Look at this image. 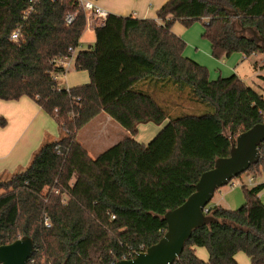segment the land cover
<instances>
[{
	"label": "trees",
	"instance_id": "16d2710c",
	"mask_svg": "<svg viewBox=\"0 0 264 264\" xmlns=\"http://www.w3.org/2000/svg\"><path fill=\"white\" fill-rule=\"evenodd\" d=\"M30 1L0 0V100H34L56 121L60 137L47 139L26 167L0 174V246L31 237L27 264L132 259L163 238L165 214L194 193L218 158L229 156L231 138L264 123V90L236 74L211 80L206 66L184 55L187 43L173 33L174 24L205 21L202 36L213 58L248 59L263 54L243 28L264 37V0H170L158 19L110 13L95 28V43L75 59L90 83L73 88L62 85L67 70L58 61L80 49L88 14L79 0ZM68 15H75L71 25ZM18 28L21 38L13 42ZM101 114L127 137L93 159L78 135ZM7 123L0 116V126ZM149 123L164 126L148 144L138 142L139 126ZM245 174L264 180V143ZM263 190L264 183L243 186L245 202L236 210L209 204L220 222L194 231L174 264H239L241 252L251 264H264Z\"/></svg>",
	"mask_w": 264,
	"mask_h": 264
},
{
	"label": "crops",
	"instance_id": "0c3cea01",
	"mask_svg": "<svg viewBox=\"0 0 264 264\" xmlns=\"http://www.w3.org/2000/svg\"><path fill=\"white\" fill-rule=\"evenodd\" d=\"M95 1V4L103 8L108 14L112 13L125 17L133 16L138 19H158V11L170 0ZM172 31L174 34L184 39V41L187 43L184 55H188L187 57L192 58L201 64V61L204 60L201 58L198 50L196 49V52H193V45H196V43L189 40L190 33L193 31V27L188 29L182 26L180 22H176L172 28ZM87 33L94 35V41H91L90 39L88 40L87 44H83L82 41L85 39V35ZM202 34L203 33H201V36ZM200 42H203V40ZM94 43L95 28L87 29L82 37L80 48H90ZM241 58L242 60H247L243 55ZM205 63H209L211 65L214 64L211 60H207ZM229 70L230 72L233 71L231 69ZM219 73H221L222 76L223 70L219 69ZM64 78L66 85L64 83H62V85L66 88H73L90 83V76L85 71H77V73L70 77L67 76L66 73ZM0 116H3L8 122L5 127L0 126V174H11L21 168L26 167L30 163L33 154L39 148H41L47 139L56 140L60 137V128L56 121L50 115H48L34 100L28 97H23L17 101L0 100ZM113 124L114 120H112L106 114H101L81 130H89V133H93L94 138L97 137L96 139H100L99 143H95L94 145L91 144V142H87L89 137H80L79 134L81 140L80 143L86 147V150L93 159L97 158L100 154L107 151L127 137V134L124 130L121 131L119 127ZM162 127L163 125L155 127L152 123L140 125L135 139L140 143L148 144L147 142H144V140H139L138 136L139 133H141V130H143L145 133V139H152L151 137H153L156 133L158 134ZM108 128L115 130L117 132V137L115 140L106 142L107 139L105 136H108ZM104 132L105 134H103ZM98 133H102L101 136ZM255 182L256 180L253 183ZM254 185L257 184H253L252 186ZM231 188L235 189L236 186ZM241 193L243 200L240 199L239 193L234 195V192H232L228 196H225L224 201L228 208L224 207L223 205L221 206L220 204L215 205L229 210H236V207L239 205V203L245 202V197L242 190ZM196 254L204 261L209 259V253L205 248H196ZM242 254L243 253H238L236 255V260L238 263L251 264L249 257L247 256L246 258Z\"/></svg>",
	"mask_w": 264,
	"mask_h": 264
},
{
	"label": "water",
	"instance_id": "95a60500",
	"mask_svg": "<svg viewBox=\"0 0 264 264\" xmlns=\"http://www.w3.org/2000/svg\"><path fill=\"white\" fill-rule=\"evenodd\" d=\"M251 40L261 46L264 54V37L253 28H243ZM264 143V123H259L231 138L228 157L218 158L211 170L204 172L195 186V191L178 208L168 211L164 220L167 231L163 238L146 251L129 260L116 264H174L182 256L186 243L194 231L220 221L204 213L215 193L231 181L247 172L260 160V147ZM226 223V221H222ZM35 242L24 236L10 244L0 246V264H27L34 254Z\"/></svg>",
	"mask_w": 264,
	"mask_h": 264
},
{
	"label": "rangeland",
	"instance_id": "374dc122",
	"mask_svg": "<svg viewBox=\"0 0 264 264\" xmlns=\"http://www.w3.org/2000/svg\"><path fill=\"white\" fill-rule=\"evenodd\" d=\"M91 1L96 3L95 0H91ZM134 18H136V17H134ZM181 25L184 26L182 23H181ZM191 27H193V31L190 33V39L189 40L191 42L196 43V45L195 44L193 45V49H194L193 52H196V49H197L201 58L204 61H201L200 59H198V60L201 61V64L203 66H206L207 68L209 66V68H210V79L211 80H216V79L220 78L221 73H219V69H221V70H223V75L221 77L227 78L233 74H236L241 80H243L253 90H255L258 93H262V91L264 90V80L262 79V77L264 76V65H262L261 62L264 60V54H259L258 56H251L247 60H242V58H241L242 54H234L230 58H226V59H223L221 61L216 60L215 58H213V56L211 54L210 42L208 40H205L203 38V36H201V33H204V31H205V21L204 22H195ZM191 27H189V28H191ZM185 28H187V27H185ZM247 35L251 36V34H249V33H247ZM90 39H91V41H94V35H90L87 33L85 35V39H83L82 43L87 44L88 40H90ZM201 40H203V42H200ZM87 49H88V47L85 49L84 48L78 49L74 53L73 57L68 60L70 65H69L68 70H67V76L70 77V76H73V74L77 73V71L75 70V67H74L76 56L80 50H87ZM185 56H188V55H185ZM207 60H211L214 64L211 65L209 63H205V61H207ZM229 69H231L233 71L230 72ZM63 78H64V76H63ZM63 78L61 79V82H63L66 85L65 78L64 79ZM190 111L193 113H198L194 109H190ZM113 125H116L117 127H119V129H121V131H123V128L119 124H117L115 121H114ZM154 126L158 127L159 125L154 124ZM107 133H108V136H105L107 139L106 142H109L110 140H115V138L117 137V132L115 130H113L112 128H108ZM79 134H80V137L91 138V139H89V138L87 139V142H91V144L95 145V143L97 144L100 141V139H96L97 137L94 138L93 133H89V130H85V131L83 130ZM98 134H100V136H101L102 133H98ZM103 134H105V132ZM144 134H145L144 131L141 130V133H139L138 137H139V140H144V142H147V143H149L157 135V133H156L153 137H151L152 139H148V138L145 139ZM78 137H79V135H78ZM80 137L78 138L79 142L81 141ZM249 179H250L249 176L245 173L242 174L241 176H239L238 178L233 179L232 183L236 184V188L235 189L231 188L232 183L228 186L222 187L221 189H219L215 193V196H214L213 200L211 201L210 205L220 204L221 206L223 205L224 207L228 208L227 204L224 201V198L226 195L228 196L232 192H234V195L239 193L240 199L243 200L242 193H241L243 186L247 185L249 187H252L253 184L264 183L263 178H258L255 183L250 184ZM260 196H261L262 202L264 203V190L262 191ZM243 204L244 203H239V205L236 207V209L240 208ZM242 255H244V257L247 258V255L245 253H243ZM42 263H44V260H42Z\"/></svg>",
	"mask_w": 264,
	"mask_h": 264
},
{
	"label": "built area",
	"instance_id": "2783aa9c",
	"mask_svg": "<svg viewBox=\"0 0 264 264\" xmlns=\"http://www.w3.org/2000/svg\"><path fill=\"white\" fill-rule=\"evenodd\" d=\"M32 4L35 2V0H31L30 1ZM81 6L83 7V9L87 12L88 14V24H87V29H91V28H96L101 26L104 21L106 20L108 13L101 7H99L98 5H96L93 1L91 0H79ZM34 10V6L30 5V7L28 8L25 16L27 17V15H29V13L31 11ZM75 21V15H68L66 17V23L67 25H71L73 24ZM21 38V28L16 29L15 31H13L11 33L10 39L13 42H18ZM72 51V50H71ZM259 54L254 53L252 56H258ZM245 58V57H244ZM69 59H65V60H59L58 62L60 63V65H62L63 67H65L66 70H68V67L70 65V63L68 62ZM262 65H264V60L261 62ZM255 181L254 178L250 177L249 179V183H253ZM232 183V181H231ZM230 183V184H231ZM229 184V185H230ZM236 186L235 183L231 184V187ZM204 213L209 215V209L206 207L204 209ZM46 224L47 226H50V223L48 220H46Z\"/></svg>",
	"mask_w": 264,
	"mask_h": 264
}]
</instances>
